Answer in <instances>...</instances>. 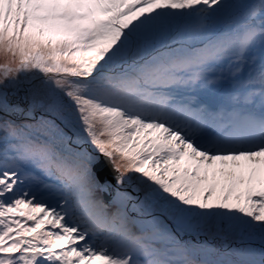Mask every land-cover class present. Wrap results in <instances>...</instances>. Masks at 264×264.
Returning a JSON list of instances; mask_svg holds the SVG:
<instances>
[{"label":"snow or ice","instance_id":"1","mask_svg":"<svg viewBox=\"0 0 264 264\" xmlns=\"http://www.w3.org/2000/svg\"><path fill=\"white\" fill-rule=\"evenodd\" d=\"M0 264H264V0H0Z\"/></svg>","mask_w":264,"mask_h":264}]
</instances>
